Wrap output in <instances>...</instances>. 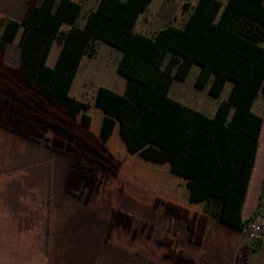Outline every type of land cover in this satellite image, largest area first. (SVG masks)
Listing matches in <instances>:
<instances>
[{"label": "trees", "instance_id": "trees-1", "mask_svg": "<svg viewBox=\"0 0 264 264\" xmlns=\"http://www.w3.org/2000/svg\"><path fill=\"white\" fill-rule=\"evenodd\" d=\"M151 1L99 0L82 27V0H35L21 21H7L0 43L14 42L22 30L21 44L25 49L34 46L38 54L37 82L60 98L71 92L84 54H95V41L123 51L119 72L128 77V93L102 87L95 105L121 124L130 152L150 143L161 147L178 175L204 188L210 216L248 230L258 216L264 217V184L256 212L247 220L241 215L262 123L251 110L257 96H264V31L232 22L241 16L264 26V0L185 3V9L193 8L185 24H171L149 36L136 32V24ZM56 42L63 45L54 67L47 60ZM194 65L199 66L195 85L212 95H221L226 83H232L214 121L222 125L235 108V117L241 114L242 120L246 114V132L205 130L206 117L169 97L173 80L188 78ZM82 107L88 111L92 105L83 102ZM177 117L182 121L175 123ZM170 122L192 129L166 127ZM261 238L249 247L255 254L261 253Z\"/></svg>", "mask_w": 264, "mask_h": 264}, {"label": "rangeland", "instance_id": "rangeland-1", "mask_svg": "<svg viewBox=\"0 0 264 264\" xmlns=\"http://www.w3.org/2000/svg\"><path fill=\"white\" fill-rule=\"evenodd\" d=\"M96 1L82 0V18ZM34 2L0 0V35ZM152 12L149 7L139 23L149 34L165 24L146 27ZM21 34L0 43L1 228L16 227L9 235L16 243L43 245L48 264H247L254 254L249 229L243 236L206 216L201 226L191 223V214L177 206L186 200L151 194L138 177L124 176L61 126L50 125L59 120L52 100L26 85L38 54L34 46L25 49ZM95 90L84 100L93 102ZM165 203L181 213L159 211Z\"/></svg>", "mask_w": 264, "mask_h": 264}, {"label": "crops", "instance_id": "crops-1", "mask_svg": "<svg viewBox=\"0 0 264 264\" xmlns=\"http://www.w3.org/2000/svg\"><path fill=\"white\" fill-rule=\"evenodd\" d=\"M227 1L228 0H219V2L223 4ZM98 3L99 0L96 1L94 7H92L82 18V14L84 13L83 11L78 20L79 26H85L88 15L98 6ZM185 3H191L194 6L197 3V0L151 1L145 12L139 16L136 24V32L149 34L147 30H142L139 25L141 17L144 16L149 7L153 8V12L152 16H150V23L147 24L146 27H152V23L154 22H164L165 24L156 31L158 32L160 29L164 27L166 28L171 24L182 26L186 23L188 18H190L193 12L192 7L185 9ZM232 23L234 26L245 24L244 26L246 28L264 31V26L261 24L250 21V19H243L241 16L236 17ZM150 35L152 34H149V36ZM94 43L95 54H84L78 74L75 77L72 90L67 98L55 96L52 94V91L39 84L36 80V75H38L37 71H34L30 77H25L26 85L28 87H32L33 90H37V92L41 93V96L44 95L46 98L52 100L53 112H51L59 120L51 119L50 125H52L53 128H55L57 124L58 126H61L62 131L72 137V140L77 139L78 143L83 142L85 146L92 149L98 159L110 161L111 164L117 168V170L122 171L124 176L138 177L145 185V188H147L148 191H151V194L154 193L161 197H180L186 200L185 202L177 203V206L182 207L181 210L184 212L191 214V217H188L191 223L200 225L199 223H202L203 220L202 217L206 216L207 220L211 218L212 221L219 226L227 227V229L236 231L239 234L241 233L244 236L248 230H236L228 227L227 225L218 222L216 218H213L205 211L208 196L204 188L198 185L194 180L178 175V173H176L173 169V163L170 160V156L166 151L161 149V147L150 143L136 153L129 151V148L120 133L121 124L114 117L106 115L95 105L97 93H99V89L102 87L112 89L121 95L128 93V77L119 72V64L124 57V53L108 42L97 40ZM62 45L63 44L59 42L53 44L49 59L47 60V64L49 66L55 67L62 51ZM54 46L56 49L55 57H53ZM97 52L101 55L102 53H105L107 56L97 60L93 58L96 56ZM198 73L199 66L194 65L188 78H176L173 80L169 97L177 100L179 103L187 107H191V109L206 117L207 120L205 130L237 132L238 135L239 132H246V114H242V120L241 114H238L237 117H235V108L228 112L222 125L215 123L214 121L221 102L226 99L228 95H230L232 83H226L221 95H212L209 93L208 88L200 89V87L195 85V79L197 78ZM91 88L96 89L94 93V100L93 102H88L84 100L82 95H88L91 93ZM83 102L91 104L92 108L85 111L82 109ZM251 111L254 115L262 118V123L259 128L258 141L256 143L255 159L253 161L251 175L249 176L247 190L245 191V201L241 209L243 220L249 219L256 212L257 207L259 206L261 193L263 191V94L257 96ZM174 121L176 123V121L180 122L182 120L177 117ZM193 121L195 124V120H188L190 124H192ZM166 127L192 129V125L185 127L172 124L171 122L169 124L167 123ZM3 129L5 132L4 126H2V130ZM85 155L86 154H83V156ZM117 174L120 175L121 173ZM166 209L173 211L174 213H181V210L174 208V206H171L169 203H165V205L160 207L159 211H164L167 214L165 211ZM261 219L262 217L258 216L255 221H261ZM207 220L206 224L208 222ZM16 231V227L9 226L7 228H1L0 226V264H48L46 257L44 255L42 256L41 248L43 245H33L32 243L23 242L16 243L15 239L9 236L10 234H15ZM261 239V253H254L252 255L253 257L251 256L252 258L250 257L248 259L247 264H264V232Z\"/></svg>", "mask_w": 264, "mask_h": 264}, {"label": "built area", "instance_id": "built-area-1", "mask_svg": "<svg viewBox=\"0 0 264 264\" xmlns=\"http://www.w3.org/2000/svg\"><path fill=\"white\" fill-rule=\"evenodd\" d=\"M264 232V217H262L261 221H253L249 225V234L246 237L247 241L253 240L255 238L262 237Z\"/></svg>", "mask_w": 264, "mask_h": 264}]
</instances>
